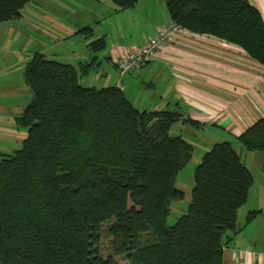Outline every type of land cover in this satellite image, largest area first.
I'll list each match as a JSON object with an SVG mask.
<instances>
[{
  "label": "trees",
  "instance_id": "obj_1",
  "mask_svg": "<svg viewBox=\"0 0 264 264\" xmlns=\"http://www.w3.org/2000/svg\"><path fill=\"white\" fill-rule=\"evenodd\" d=\"M29 1L0 0V23L19 17ZM110 1L117 10L137 2ZM163 2L171 21L264 66V21L247 0ZM89 47L101 51L104 38ZM24 80L31 100L18 121L27 135L0 160V264H120L117 255L130 264H223V240L236 230L253 184L231 141L203 154L191 202L169 225L172 201L184 196L176 177L193 153L187 138L171 134L181 113L140 110L120 86H83L77 68L40 52L27 61ZM237 140L264 152V117ZM110 220L111 252L103 256L101 227Z\"/></svg>",
  "mask_w": 264,
  "mask_h": 264
},
{
  "label": "crops",
  "instance_id": "obj_2",
  "mask_svg": "<svg viewBox=\"0 0 264 264\" xmlns=\"http://www.w3.org/2000/svg\"><path fill=\"white\" fill-rule=\"evenodd\" d=\"M80 1H84L82 6H91L89 9L81 8L86 18L78 21L81 24L80 32H84L88 39L83 41L84 53L69 56L64 59V63L77 68L79 83L83 86L93 82L90 77L86 78L90 73H93V79L104 75L114 86H120L128 100L140 110L179 111L182 117L177 124L183 127L186 126L183 122L185 118L198 121L202 127H188L189 134L196 139V131L209 139L204 146V153L218 141L232 142L242 162L251 171L253 184L247 201L237 212L236 230L228 232L223 240V264H233L238 260L247 264H264V152L246 151L237 140L241 133L264 117V66L235 45L212 35L190 32L120 79L114 64L115 58L130 46L145 41L160 26L170 21L169 16L168 19L151 18L157 12L155 4L163 6L161 12L164 16L165 3L162 0H137L133 7L117 10L110 0ZM247 1L260 12L264 21V0ZM61 10L62 27L73 33L75 24L67 25L69 20L66 18H72L70 12L75 13L80 9L62 4ZM65 12L68 17H65ZM145 14L151 18L146 31L126 39L121 20L133 24L139 15L146 18ZM38 17L39 21L43 19L44 22L52 19L42 13ZM104 22L108 26L103 28L101 25ZM38 23L34 25L36 28L41 26ZM87 28L91 29V35L88 30L83 31ZM16 29L21 34L25 31L18 27ZM14 31L15 28L11 33ZM98 38H104L105 47L92 53L89 44ZM49 50L50 47H41L33 53L40 52L52 58L57 56L58 53ZM103 61L106 66H103ZM102 66L106 69L111 66V70L105 71ZM83 78L84 82L81 83ZM188 140L193 145L192 140ZM251 212L257 213L248 220Z\"/></svg>",
  "mask_w": 264,
  "mask_h": 264
},
{
  "label": "rangeland",
  "instance_id": "obj_3",
  "mask_svg": "<svg viewBox=\"0 0 264 264\" xmlns=\"http://www.w3.org/2000/svg\"><path fill=\"white\" fill-rule=\"evenodd\" d=\"M83 2L84 1L80 0H31L25 4L24 8L21 10L22 14L19 17L0 23V160L21 149L27 135V128L22 126L18 119L31 100L30 89L24 80V68L27 62L26 59H28L29 55H32L33 51L37 50V48L45 47L47 49L50 47L49 51L52 50L58 54L54 58H49L64 62V59H67L69 56L74 54L78 56V54L82 55L84 53L85 45L83 41L87 40L88 37H86L84 32H80L81 24H79L78 21L86 18L83 12L84 10L81 8L89 9L91 6H82ZM62 4L64 6L67 4L70 8L75 10L80 9L75 13L70 12L72 18H66L69 20L67 25L75 24L73 33L67 32L65 28L62 27ZM155 10L157 12L155 14L153 13L151 18L158 19L160 17L168 19V13L165 7L164 16L161 12L163 11V6L155 4ZM41 13L42 15L52 17V19L45 22L43 19L39 21L38 15ZM64 15L68 17L66 12ZM145 16L146 18H143V16L141 17L139 15L133 24L124 19L121 20V22H123L121 27L124 30L126 39L142 31H146L151 18H149L147 14H145ZM37 21L41 23V26L36 28L34 25ZM32 25L34 27H32ZM101 26L104 28L108 25L104 22ZM17 27L25 31L22 32V34L17 33ZM13 28H15V31L11 33ZM102 64L106 66L105 61H103ZM109 70H111V66H107L105 71ZM100 72L102 73V70ZM113 72L117 74L115 70H113ZM92 74L93 73H90V75L86 77H90L93 81L89 82L91 84H87L89 87L100 89L101 87L114 85L113 82H110L111 80H106L104 75H98L97 79H93ZM120 79H124L123 75ZM83 82L84 78L81 79V83ZM127 94L131 97L130 93ZM188 127L189 126L183 127L181 124H175L171 128V134L183 135L185 138L192 140L194 150L190 161L179 171L176 177L175 186L183 191L184 196L181 200L172 201L170 213L167 218V223L169 225H173L177 219L185 213L191 202L195 168L199 164L204 153V146L209 141L208 138L200 136L196 131L195 135L199 139L193 138V136L189 134L190 127ZM248 158L246 160L247 164L250 163ZM111 222L112 220L105 222L101 227L99 250L103 256L111 252L112 236L108 232V225ZM115 259L120 264H130L129 261L121 255L115 256Z\"/></svg>",
  "mask_w": 264,
  "mask_h": 264
},
{
  "label": "built area",
  "instance_id": "obj_4",
  "mask_svg": "<svg viewBox=\"0 0 264 264\" xmlns=\"http://www.w3.org/2000/svg\"><path fill=\"white\" fill-rule=\"evenodd\" d=\"M188 33H190V31L185 27L170 20L166 24L160 26L156 32L145 41L130 46L121 55L115 58L114 64L118 73L122 76L129 71L140 68L146 60L153 58L158 52L163 51ZM233 264L247 263L238 260Z\"/></svg>",
  "mask_w": 264,
  "mask_h": 264
}]
</instances>
